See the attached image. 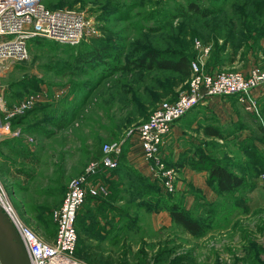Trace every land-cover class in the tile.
Returning <instances> with one entry per match:
<instances>
[{
  "label": "rangeland",
  "instance_id": "374dc122",
  "mask_svg": "<svg viewBox=\"0 0 264 264\" xmlns=\"http://www.w3.org/2000/svg\"><path fill=\"white\" fill-rule=\"evenodd\" d=\"M43 1L49 8L83 13L91 36L76 43L30 39L27 60L0 76L10 104L40 92L49 99L35 102L9 124L13 135L0 140V181L20 222L52 238L53 211L69 182L100 158L102 145L123 141L122 149L127 150L135 127L161 101L174 100L187 88L189 78L142 68L138 61L148 54L196 61L205 54L196 41L206 36L205 42L211 43H205L210 45L205 64L214 63L222 44L214 38L217 25L228 24V43L264 37V0ZM190 2L212 14L192 13ZM243 19L249 20L245 25L251 36L240 27ZM93 45L120 52L122 65L130 66L116 71L111 62L85 66L82 56ZM223 102L231 104L235 116L222 104L220 109L200 105L176 122L162 148L160 168L136 150L134 163L101 171L109 194L95 199L93 217L127 211L135 218L136 230L77 231L76 256L82 262L264 264V131L258 117L264 116V101H258L259 115L234 98ZM207 129H217L223 138L208 136ZM204 155L241 178V186L217 193L208 173L191 166L190 160ZM86 200L90 205L91 198ZM171 204L198 219L205 228L203 236L184 233L171 217L169 222L161 218L155 230L150 216L168 212Z\"/></svg>",
  "mask_w": 264,
  "mask_h": 264
},
{
  "label": "built area",
  "instance_id": "2783aa9c",
  "mask_svg": "<svg viewBox=\"0 0 264 264\" xmlns=\"http://www.w3.org/2000/svg\"><path fill=\"white\" fill-rule=\"evenodd\" d=\"M89 29L84 14L72 8H49L43 0H0V76L27 60L30 39L41 37L76 43L90 38ZM196 47L203 53L208 51L199 41H196ZM263 83L264 67L258 65L245 73L208 70L200 60L192 61L186 90L174 100L161 101L135 127L132 136L140 144L142 155L160 168L162 148L178 120L214 97H233L246 110L259 115L256 91ZM6 88L0 82V138L13 135L8 128L13 118L23 114L37 101H49L40 92L10 104ZM258 117L264 131V116ZM122 144L123 141L117 140L103 144L100 158L90 163L83 175L69 182L61 205L52 213L55 223L52 238H46L31 225L20 222L0 181V209L15 228L30 264H85L76 256L78 212L87 196L106 197L109 194V185L100 178V173L119 165ZM164 184L168 190L171 189L169 181Z\"/></svg>",
  "mask_w": 264,
  "mask_h": 264
},
{
  "label": "crops",
  "instance_id": "0c3cea01",
  "mask_svg": "<svg viewBox=\"0 0 264 264\" xmlns=\"http://www.w3.org/2000/svg\"><path fill=\"white\" fill-rule=\"evenodd\" d=\"M227 23H229V21ZM227 25L228 24L225 25L221 23V25H217L215 27L216 33L214 35V38L222 44H221L220 50L215 55L214 63L212 62L209 65L207 63L205 64V58L209 54V50H210V45H206L205 43H211V42H205L204 39L208 40L206 36H201V39L202 41H204V44L201 40H198L203 47L208 49V51L205 54H203L202 56L198 58V60L204 63L205 68L208 70H213V71L237 70V71L246 73L254 65L264 67V65L259 64L261 62H264V37L261 36L256 39L248 38L246 40L240 38L238 40L235 39L236 40L235 42H232L229 40V43H228L227 35L225 34ZM210 39H212L211 34H210ZM243 41H245V43H242ZM229 44L231 45L229 46ZM234 44H237V45L235 46V48L232 49ZM198 49L202 51L200 48ZM256 96H257L258 101L259 100L264 101V83L261 84L259 88L257 89ZM229 98H233V97H229ZM225 99L227 98L214 97V98L209 99L206 103L202 105H208L210 107H213L214 109H220L222 108L221 106L222 104L224 105L223 108L228 110V114L231 117L235 116L234 110L231 104H229L228 102H223L225 101ZM236 103L238 104L237 101ZM175 124L172 126L171 132H174ZM8 138H9V135L8 136L6 135L0 138V140L3 141ZM128 142H129V146L126 151L125 160L126 162L134 163L136 159L132 157L133 152L138 150L139 154L142 155V150H141V147L138 141L134 140V136H132ZM90 198L91 200L88 203L90 205L84 204L86 208H85V211L81 215L80 223L76 225L77 231H135L136 230L135 218L133 215L129 214L127 211H124L123 213H119V215L114 214L113 217L111 218L109 217L101 218L99 214H97L96 217H93L94 214L92 213L91 209L95 207V203L97 202V200L95 199L99 200L104 197H90ZM96 208L98 209V207ZM166 217L168 221V218L170 219V216H169V212H167L166 210L164 212L153 213L150 216L151 225H153L152 227L155 230H158L160 226L159 225L160 219L166 218Z\"/></svg>",
  "mask_w": 264,
  "mask_h": 264
},
{
  "label": "trees",
  "instance_id": "16d2710c",
  "mask_svg": "<svg viewBox=\"0 0 264 264\" xmlns=\"http://www.w3.org/2000/svg\"><path fill=\"white\" fill-rule=\"evenodd\" d=\"M188 7L192 11V13L198 14L202 17H206L212 14L210 9L209 10L201 9L192 2L188 4ZM241 11L242 12L244 11L245 14L248 13L244 9H242ZM181 14L182 16H184L186 13L184 11L183 12L181 11ZM245 14H241L242 17L245 16ZM242 23H240V27L243 25L242 31H244V33L248 32V35L251 36L249 34L251 33V29L247 28V25L249 24V20L243 19ZM263 31L264 29L261 30V32ZM261 36L262 34L259 37ZM243 38L245 40L248 39V37H243ZM256 38L258 37L255 36V38L253 39ZM41 39H42L41 37H34L31 40L33 42H39ZM81 62L85 66H90V67L99 66L101 64H105V62H111V66L115 71L130 66V64H128L127 62L124 63V65H122L121 53L113 50L110 51L109 47H106L105 45H100V46L93 45L92 49L84 56H82ZM138 63L139 66H141L142 68H147V69L158 68L162 70H169V71L177 72L184 78H189L190 76L191 62L186 56L183 55H180L178 57H163L156 54H148L147 56L141 58L138 61ZM17 117L13 118L11 122L15 121ZM206 134L208 136H214L221 139L223 138L222 133H220L217 129H207ZM126 151H127L126 149L122 150L119 159L120 160L119 165L116 168L126 163L125 160ZM190 163L192 167L208 173L209 182L214 184V190L219 194L223 195L225 193H231L233 190H235L237 187L241 186L242 184L241 178H239L238 176L234 175L231 172H228L226 169L221 167L216 161L210 158L208 159L206 156L200 157L199 159H197V161L190 160ZM87 198H90V196H87ZM166 209L168 210L169 216L171 217V220L174 223V225L181 228V230L184 233L191 235L193 237L203 236L205 228L198 221V219L186 213L184 210L180 209L175 204H171L170 206L168 205Z\"/></svg>",
  "mask_w": 264,
  "mask_h": 264
},
{
  "label": "water",
  "instance_id": "95a60500",
  "mask_svg": "<svg viewBox=\"0 0 264 264\" xmlns=\"http://www.w3.org/2000/svg\"><path fill=\"white\" fill-rule=\"evenodd\" d=\"M0 263L1 264H30L27 253L19 236L0 209Z\"/></svg>",
  "mask_w": 264,
  "mask_h": 264
}]
</instances>
